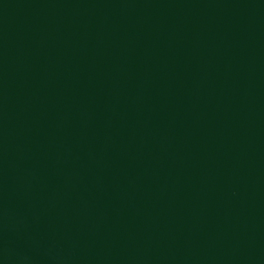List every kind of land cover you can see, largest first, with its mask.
Returning <instances> with one entry per match:
<instances>
[{"label":"water","instance_id":"water-1","mask_svg":"<svg viewBox=\"0 0 264 264\" xmlns=\"http://www.w3.org/2000/svg\"><path fill=\"white\" fill-rule=\"evenodd\" d=\"M0 264H264V0H0Z\"/></svg>","mask_w":264,"mask_h":264}]
</instances>
